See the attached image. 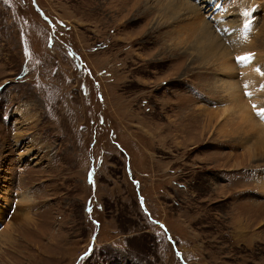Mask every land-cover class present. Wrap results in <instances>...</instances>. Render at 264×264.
Listing matches in <instances>:
<instances>
[{
    "label": "rangeland",
    "instance_id": "obj_1",
    "mask_svg": "<svg viewBox=\"0 0 264 264\" xmlns=\"http://www.w3.org/2000/svg\"><path fill=\"white\" fill-rule=\"evenodd\" d=\"M183 1L0 0V264H264V0Z\"/></svg>",
    "mask_w": 264,
    "mask_h": 264
},
{
    "label": "bare ground",
    "instance_id": "obj_2",
    "mask_svg": "<svg viewBox=\"0 0 264 264\" xmlns=\"http://www.w3.org/2000/svg\"><path fill=\"white\" fill-rule=\"evenodd\" d=\"M169 1V3H173L174 1H176L177 2V4H179V5H185V3H184V1L182 2V0H168ZM186 2V1H185ZM196 2H197V0H196ZM202 2H204V6L203 5H201V9H203V12H201L202 14L204 13V14H206V13H208V12H211L210 14H207L206 16H210V15H212L213 14V12H215V11H218L219 10V6L221 7V5H224L225 3H223L222 4V0H202ZM187 3V2H186ZM188 4V3H187ZM186 4V5H187ZM223 7V6H222ZM190 9H193V10H198L197 8H195L194 6H190L189 7ZM199 11H200V9H199ZM200 13V12H199ZM200 13V14H201ZM200 14H197V16H199V19L201 18V16H200ZM225 15V14H224ZM228 16V14H226V17ZM204 19V18H203ZM217 23V25H219V26H221V25H223V23H222V21H218V22H216ZM221 24V25H220ZM215 25V24H214ZM209 27V24H207L206 23V28H208ZM216 27V26H215ZM219 29V28H218ZM205 30H209V29H205ZM222 30V29H221ZM224 31H225V29H223ZM228 30V29H227ZM230 31H232V29L230 30ZM221 32V31H220ZM232 32H234V31H232ZM225 33H226V31H225ZM235 33H238V31H235ZM201 36H200V40H199V42L201 43V46L204 48V50H205V52L203 53V54H200V57L201 58H204V59H209V58H212L213 60L214 59H216L215 60V62H217V64H220V65H222V70L223 71H225L226 73L228 72H232L235 68H236V70H237V64L234 62H232L231 63V60H233V59H231L230 60V55L231 54H233V52L235 53V51H238V49L237 48H233V49H231V48H229V46H228V48H226L225 47V45L223 44V45H221V39L220 38H218V37H213V36H211V35H209V34H205L204 32L203 33H201L200 34ZM217 39L218 40H220V41H217ZM212 40H214V41H212ZM197 47H198V45H197ZM234 47V46H233ZM202 48V49H203ZM196 50V49H195ZM200 50V49H199ZM197 52V51H196ZM195 52V53H196ZM212 52H214L213 54H212ZM206 53V54H205ZM218 54H220L221 56L219 57L218 56ZM234 55V54H233ZM199 58V57H198ZM234 58V57H233ZM260 59L263 61V65L262 64H260V65H262L263 67H261V68H263V70H264V56H260ZM256 60V59H255ZM246 64H248V66H247V68L245 69V77H244V82H243V85L244 84H248V86L247 87H242V89H241V87H239L238 85H237V81L236 80H232L231 79V81H229V80H227V79H224V80H222V82H221V84H219V86L223 89V91L226 93V95L229 97V100H228V102L229 103H231V102H233L234 101V99L237 97V95H239V92L241 91L242 93H249V92H252L253 93V95H257V94H259L260 92H259V90H258V88H257V86H255V84L254 83H252V82H250L254 77H255V75L256 76H258L257 74H258V70L257 69H252L251 71L249 70V68L251 67V66H254L253 64L254 63H252L251 61H249L248 63H246ZM257 64V63H256ZM257 68H259V67H257ZM262 70V69H261ZM257 73V74H256ZM260 73V72H259ZM228 77H231L232 78V76H228ZM227 77V78H228ZM229 79V78H228ZM219 91V90H218ZM236 100V99H235ZM235 102V101H234ZM229 109V106H228V108H226L225 109V111H227ZM204 112H203V110H202V113L201 114H203ZM223 113V112H222ZM211 117H213V116H211ZM226 122V121H225ZM256 123V122H255ZM210 124H212V118H210V121L208 120V125H210ZM262 124V123H261ZM258 127H260L261 129H263L264 130V126H261L260 124L259 125H257ZM255 128V127H254ZM236 132V131H235ZM259 135H261V134H259ZM263 136V135H262ZM1 215H3V214H1Z\"/></svg>",
    "mask_w": 264,
    "mask_h": 264
},
{
    "label": "snow or ice",
    "instance_id": "obj_3",
    "mask_svg": "<svg viewBox=\"0 0 264 264\" xmlns=\"http://www.w3.org/2000/svg\"><path fill=\"white\" fill-rule=\"evenodd\" d=\"M254 11V10H253ZM250 18H252V16H251V11H245L244 13H243V19L244 20H248V19H250ZM253 27V25H250V24H247V23H245V24H243V28L242 29H239V30H241V31H243V32H245V33H249L250 31H251V28ZM238 29H236V28H233L232 29V31H237ZM225 31H227V29H225ZM252 58V54H248V55H242V56H237L236 57V60L238 61V62H243V63H248L249 61H250V59ZM258 71H259V69H257ZM245 87H247V85H245ZM261 87H264V85H262ZM245 95H247V96H251V93H245ZM257 107V105H255V104H253V108H256ZM257 115H259V116H261V117H264V108H260L259 110H258V112H257ZM91 175V174H90Z\"/></svg>",
    "mask_w": 264,
    "mask_h": 264
}]
</instances>
